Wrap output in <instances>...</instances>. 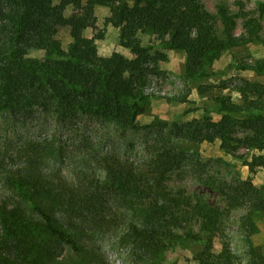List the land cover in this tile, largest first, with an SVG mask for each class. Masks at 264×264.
Wrapping results in <instances>:
<instances>
[{"label":"trees","instance_id":"1","mask_svg":"<svg viewBox=\"0 0 264 264\" xmlns=\"http://www.w3.org/2000/svg\"><path fill=\"white\" fill-rule=\"evenodd\" d=\"M96 6L107 9L105 22L119 30V43L130 57L100 56L93 37L83 34ZM228 17L226 5L212 13L203 0H0V112L27 118L40 111L63 122L87 117L129 128L143 112L141 91L154 71L148 67L155 60L153 48L182 50L185 78L204 79L223 52L260 39L263 4L249 11L241 7L238 36L221 28ZM147 32L153 41L144 45L139 34ZM236 70L264 74V60L241 62ZM207 89L202 86L200 92ZM233 91L237 101L215 98L216 121L205 114L182 124H156L138 163L115 152L103 155V180L55 181L38 166V146L24 149H29L24 162L7 176L17 201L0 203V264H47L65 245L80 253L85 236L103 231L118 232L133 255L148 264H159L165 251L201 232L207 233V243L195 257L199 264H264V250L251 241L258 217L264 216V187L200 179L226 198L227 208H247L240 222L246 232L241 260L227 246L213 249L224 210L208 201L192 205L165 185L189 157L178 139L255 150L261 154L245 164L250 171L264 167V84L241 80ZM236 126L243 129L242 138L233 135ZM119 220L128 222L124 231Z\"/></svg>","mask_w":264,"mask_h":264},{"label":"rangeland","instance_id":"2","mask_svg":"<svg viewBox=\"0 0 264 264\" xmlns=\"http://www.w3.org/2000/svg\"><path fill=\"white\" fill-rule=\"evenodd\" d=\"M203 2L212 13L217 12V6L221 3L227 6L229 17L227 22L223 23L225 26L221 24V28L227 35L236 36L243 33L242 19L238 17L241 7L249 11L258 8L260 4L264 5V0ZM107 14L105 7L96 6L95 19L88 24L83 34L93 37L100 56L119 52L130 57V51L119 43V30L105 22ZM261 22L260 39L223 52L208 69L212 75L204 79L185 78V54L182 50L158 46L153 48L151 53L155 60L150 62L148 67L154 71L148 75L146 85L141 91L144 97L143 112L131 127L124 130L114 124L92 121L87 117L63 122L40 111H34L27 118H17L6 111L0 112V203L17 201L15 193L7 185V176L13 169L22 165L24 155L29 153V149L25 152L24 149L29 146H38L34 147L42 153L37 160L38 166L55 181L60 178L69 183H87L95 177L104 179L101 158L108 152H115L138 163L145 155V146L153 137L156 124H182L199 120L205 114L215 121L218 120L219 115L214 112L216 97L237 101L233 90L241 80L264 84V74L236 70L241 62L264 60V21ZM139 38L144 45L153 41L149 32L139 34ZM202 86L208 87L204 93L200 92ZM233 135L242 138L244 131L236 126ZM176 143L178 147L188 151L189 157L184 166L167 176V190L171 194L188 197L192 205L199 200L208 201L210 205L224 210L221 232H216L212 238L213 249L220 252L227 246L243 260L246 232L240 227V222L241 217L247 214V208H227L226 198L217 190L204 185L200 179L211 177L226 183L242 180L250 183L255 189L264 187V167L250 171L245 164L253 155L261 153L243 147L231 151L222 148L218 141L188 142L178 139ZM130 220V217L126 218V221ZM126 221L119 220L122 231L127 226ZM256 223V231L251 235V241L264 250V216L258 217ZM191 224L193 232L197 233L198 223L192 220ZM186 231L184 228L179 233ZM117 233L103 231L93 237L85 236L81 242L80 253H74L65 245L62 254L47 264H148L136 258L131 247ZM74 237L77 239L76 235ZM206 243L207 233L201 232L196 239L179 242L165 251L159 264H199L195 257Z\"/></svg>","mask_w":264,"mask_h":264}]
</instances>
